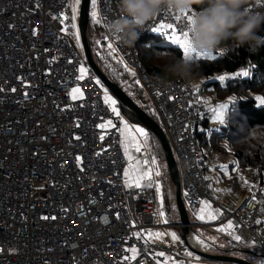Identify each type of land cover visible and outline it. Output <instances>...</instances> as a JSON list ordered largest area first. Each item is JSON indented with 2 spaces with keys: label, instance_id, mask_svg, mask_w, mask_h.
<instances>
[{
  "label": "built area",
  "instance_id": "1",
  "mask_svg": "<svg viewBox=\"0 0 264 264\" xmlns=\"http://www.w3.org/2000/svg\"><path fill=\"white\" fill-rule=\"evenodd\" d=\"M73 4L74 0H0V264H165L169 250L183 245L173 241L168 230L182 226L161 222L164 209L157 204L156 168L151 188L148 179L139 189L124 183L129 160L121 147L123 114L118 102L119 117L104 102L106 87L88 66L77 38L70 39ZM118 11L117 0H97L102 28ZM62 13L67 32L62 31ZM174 17L158 16L134 46L107 38L108 43L136 73L137 84L162 124L190 217L197 220L200 201H208L210 210H219L217 225L231 220L241 237L239 242L228 238L230 244L258 249L264 259L260 172L250 166L253 180L248 191L233 206L220 203L213 192L216 183L205 179L208 173L197 141L199 124L209 114L206 99L196 85L159 82L141 63L138 42L161 22L186 31V17ZM81 66L88 71L77 80ZM74 87L80 88L82 98H71ZM108 120L115 127H98ZM131 156L134 161L147 159L151 167L148 148L141 146ZM156 231L166 232L162 240L168 246L147 236ZM136 232H141L140 238ZM132 247L137 257L126 260ZM173 258L177 264H192L181 252Z\"/></svg>",
  "mask_w": 264,
  "mask_h": 264
},
{
  "label": "trees",
  "instance_id": "2",
  "mask_svg": "<svg viewBox=\"0 0 264 264\" xmlns=\"http://www.w3.org/2000/svg\"><path fill=\"white\" fill-rule=\"evenodd\" d=\"M77 31V29L75 32L71 28L70 39L75 40ZM102 31L103 28L100 25L93 24L90 20L88 36L96 63L112 82L117 84L156 123L162 126L145 91L137 85L135 77L130 75L131 73L129 74L122 65H119L117 68L116 60L109 55L108 49H105L102 55L95 49L92 37L94 34L99 36ZM257 35L264 37V24L261 25ZM165 39L164 34L151 32L142 37L138 42L141 63L147 72L153 76L156 73H161V61L157 60L158 56L168 54L176 56L184 55L183 50L178 46L164 44V41L166 43ZM193 61L198 63L200 67L201 74L198 80L203 78L210 79L220 73L235 72L241 68L251 67L253 75L240 81L228 80L224 85L219 81L207 82V85H213L210 88L215 90L217 99L226 103L228 98L235 94L237 100L230 101L224 125L215 126L212 123V117L208 116L199 126L200 130L197 134V140L199 151L204 159L210 158L218 152L226 153L227 148H229L234 152L239 164L256 167L260 172V180L264 181V105L257 106L255 99L245 97L250 93L264 97V44H261L255 51L250 50L247 44L243 46L233 45L226 54L222 52L215 57L198 58L193 59ZM119 63L121 64L120 61ZM259 77H262L260 81H258ZM121 108L124 118L127 119L128 117L132 125L144 127L127 108L122 105ZM146 130L148 132V146L153 155L155 156L154 150L150 146L151 138L156 140V144L161 150V158L164 160L165 156L157 138L147 128ZM224 144L227 148H223ZM156 159L159 161L157 157ZM168 175L169 173L167 172ZM163 177L164 174L161 171L159 178L165 181V177ZM164 198L166 204L164 212L167 213L168 217H172L170 219H173L170 224H179V213H170L169 215L168 199L166 200V196Z\"/></svg>",
  "mask_w": 264,
  "mask_h": 264
},
{
  "label": "clouds",
  "instance_id": "3",
  "mask_svg": "<svg viewBox=\"0 0 264 264\" xmlns=\"http://www.w3.org/2000/svg\"><path fill=\"white\" fill-rule=\"evenodd\" d=\"M117 5L119 9L118 13L106 21L103 31L99 34L98 38L104 39L106 37V39L108 38L114 44L120 46H134L139 36L146 30V26L162 14L179 16L181 18L186 17V39L190 55L188 57L171 54L158 56L157 60L161 61V73L154 74V78L161 83L180 81L194 86L201 71L199 64L195 63L191 58V54L193 53L213 54L212 57H215L219 54L217 52L223 51L226 54L233 45L243 46L247 44L250 50L255 51L261 44H264V37L257 35L261 25L264 24V0H117ZM90 20H92L91 14ZM97 25H100V23ZM76 29L79 31L78 24ZM76 29L74 30L75 32ZM79 44L81 45L80 39ZM81 48L83 51L82 45ZM106 89L108 90L107 87ZM108 94H111L109 90ZM201 96L207 101L209 108L208 116L212 117L213 109L211 106H213V98ZM210 102H212V105H210ZM118 104L121 108L119 102ZM228 105L229 103H227ZM123 120H125L124 114ZM199 130L200 127H198ZM140 138L144 139L143 137ZM143 147L148 148L147 145ZM249 166L255 168L252 165ZM159 172L161 174L160 168ZM159 176L155 177V185ZM190 220L194 224L193 228L195 230L198 227L196 223L198 222V218L194 220L190 217ZM225 239L229 240L227 237ZM228 242L229 246L234 250H250L254 254L260 253L255 248L237 249L230 244V241ZM197 258L199 259L200 257L197 256ZM191 260L192 264H194L195 260Z\"/></svg>",
  "mask_w": 264,
  "mask_h": 264
},
{
  "label": "snow or ice",
  "instance_id": "4",
  "mask_svg": "<svg viewBox=\"0 0 264 264\" xmlns=\"http://www.w3.org/2000/svg\"><path fill=\"white\" fill-rule=\"evenodd\" d=\"M79 5H80V0H75V4L72 5V13H73L72 21H73V23H72L71 27L73 29H76V27H77L75 24V20H76L77 8ZM91 8H92V11H91L92 23L93 24H99L101 21L98 18L97 0H91ZM61 16L63 18L60 20V23L62 25H64V28L62 29V31L67 32L68 31V25L65 23V21L67 20V17L64 16L63 13L61 14ZM174 18L176 20L181 19V17H179V16H175ZM153 31L162 32L165 35H168L169 39L174 44L178 45V47L180 49L183 50L184 56L188 57L190 55V53L188 51V46H187L188 42L186 39V36H187L186 31L178 32L177 28L172 23H163V22H161L158 26L154 27ZM33 35H35V32H33ZM76 36H77V42H79V36H80L79 31H77ZM97 43H99V41H97ZM108 48L111 50L109 52V55H111L115 51V49L111 43L108 44ZM125 67L127 68L126 65H125ZM87 71L88 70L85 67L81 66L79 68V75L76 77V79L77 80H83L85 78V75L87 74ZM131 75L135 76L136 73L131 72ZM235 75L246 76V75H248V72L242 70L241 72L236 73ZM225 78H226L225 76L218 77V79L221 81L225 80ZM96 83L99 84L100 81L97 80ZM137 83H139V81H137ZM0 91H2V89H0ZM12 91L15 92L16 89L13 88ZM25 95H27V93H25ZM70 95H71V98L73 100H78V99L82 98L83 93L81 92L79 87H74V88H72ZM103 99H104V102L111 109L112 113H114L117 117H119L120 112H119L118 108L116 107L117 100L113 99L112 96H110L108 94L107 89L104 90ZM256 99L260 102L261 105H264V97H257ZM226 107H227V105L222 104L217 109H213V111L215 112V118L217 120H220L221 122H223L224 109H226ZM120 123L122 125V127L119 130L120 135H121V147L124 150L125 157H127V159L129 161H132V156L130 155V150L134 149L136 152L141 151V144H140L137 136L134 133H138L140 137H143L145 140H147L148 132L146 131V129L144 127L130 126L123 119L120 120ZM98 127L101 129H106V128L115 127V126L113 125L111 120H108L104 123L99 124ZM100 138L103 140L104 136L101 135ZM77 139H78V137H77ZM76 159H77V163L79 164L80 163V157H77ZM148 165H149V162L147 159H145L142 162L136 161L134 163V165L130 164L129 167L124 168V177H125L124 183H125V185L128 187H135V188L139 189L142 187L141 182L145 179H148L149 182H148L147 186L149 188H151L153 186L152 182H151V173L153 171V168L157 169L155 172L156 176H159L160 172L158 170V164H157V160L155 157H153L151 160V167H149ZM220 167L222 169H224L225 172L228 169L227 165H220ZM205 179L207 180L208 177H205ZM155 187H156V192L160 193L161 186H160L159 182L156 183ZM184 195L187 196L188 193L185 192ZM200 204L202 205V207L200 208V212L196 214L198 219L205 220L206 219V216H205L206 211H207V218L208 219H212V220L216 219V214L213 213L212 211H208V209H209L208 201L202 200V201H200ZM161 205H163L162 200H161ZM173 207H175V206H173ZM216 211L218 212L219 210H216ZM159 215L161 217H164L165 216L164 211L161 210ZM43 219H49V217H43ZM52 219H55V217H52ZM167 222L168 221L165 219L164 223H167ZM259 222L260 221H257V223H259ZM232 227H233V222L231 220H229L226 226L222 225L217 230L218 231H227V230L231 229ZM229 234L232 235V238L234 240H236V241L241 240V237L239 235H233L231 232H229ZM134 235L137 238H140L141 232H136V233H134ZM163 235H165V234L160 233V232H154V233L148 232L147 233L148 237L155 236V237L159 238V237H162ZM167 235H170L173 241H179L180 240V237L175 232L167 233ZM197 239H198L199 243H201V244L204 243L203 240H199V238H197ZM129 251H131L132 255H131V257H125V259L126 260L127 259L135 260L137 257V251L138 250L135 247H132L131 249H129ZM158 255L163 257L165 254L163 252H161V253H158ZM189 255H191V253H189ZM165 264H167V261H165ZM261 264H264V261H262Z\"/></svg>",
  "mask_w": 264,
  "mask_h": 264
},
{
  "label": "rangeland",
  "instance_id": "5",
  "mask_svg": "<svg viewBox=\"0 0 264 264\" xmlns=\"http://www.w3.org/2000/svg\"><path fill=\"white\" fill-rule=\"evenodd\" d=\"M80 2H81V0H80ZM75 4V3H74ZM79 7H80V5L78 6V8H77V14H76V20H75V24H76V26H77V24H78V17H79ZM91 11H92V8H91V4H90V14H91ZM92 21V20H91ZM79 29V28H78ZM156 32V31H155ZM157 34H161L162 32H156ZM165 35V34H164ZM93 38V45H94V47H95V49L99 52V54L100 55H102L103 54V52H104V50L105 49H108V53L111 51V50H109V48H108V42H107V39H106V37L104 38V40H101V39H99L98 38V36H96L95 34H94V36L92 37ZM165 40H166V43H165V41H164V44H166V45H171V46H178V45H176V44H174L172 41H170L169 40V36L168 35H165ZM79 39H80V37H79ZM97 41H99V43H101V44H99V43H97ZM223 51H221V52H217V53H222ZM114 56H113V55ZM110 56H112V58H114L115 60H116V65H117V68H118V66L119 65H122L123 67H124V69L130 74L131 72H133V71H129V69L128 68H126L125 67V65H124V63L122 62V60L119 58V56L117 55V54H115L114 52L112 53ZM212 55L213 54H205V53H193V54H191V58H192V60L193 59H198V58H210V57H212ZM121 62V64L119 63V61ZM157 62V61H156ZM242 70H244V71H247L248 72V75H246V76H242V75H235L236 73H239V72H241ZM131 75V74H130ZM253 75V71H252V69H251V67H247V68H241V69H239L238 71H235V72H224V73H220V74H217V75H215V76H213V77H211L210 79H207V78H203V79H197V82L195 83V85L200 89V95H203V96H205V97H212L213 99H212V102L214 103V105H213V109H217L220 105H222V104H224L225 102H223V101H221V100H219V99H217L216 98V92H215V90H212L210 87L211 86H213V85H207V82H210V81H219V82H221V84L222 85H224L225 83H226V81H228V80H236V81H240V80H242V79H245V78H247V77H250V76H252ZM220 76H225L226 78H225V80H223V81H221V80H219L218 79V77H220ZM262 79V77H259L258 78V81H260ZM138 85V84H137ZM139 86V85H138ZM110 96H112V98L113 99H115V97L113 96V95H111V94H109ZM246 98L247 97H250V98H253V99H255V101H256V105L257 106H262L261 104H260V102L256 99L257 97H260L259 95H257V94H254V93H250V94H248L247 96H245ZM217 100V101H216ZM233 100H237V97H236V95L234 94L233 96H231V97H229L228 98V100H227V102L225 103V105H227V103H230V101L231 102H233ZM228 107V106H227ZM227 107H226V109H224V111H225V113H226V115H227ZM212 112H214L213 110H212ZM124 121H126L130 126H137V125H132V122L128 119V117H127V119H125ZM140 127V126H139ZM147 131V130H146ZM136 136H138L139 137V139L142 141V143L144 144V145H147L148 146V141L147 140H145V139H141L140 138V136H139V134L138 133H134ZM150 144V143H149ZM150 146L153 148V150H154V154H155V156L159 159V161L160 162H158L157 161V164H158V166H159V168H160V170L163 172V174H164V177H165V181L163 180V179H160L159 177L157 178V182H159V184H160V186H161V190H160V193H157L156 192V195H157V199H158V201H157V204H160L161 205V200L163 201V205H161V207L162 208H165L166 209V204H165V196H166V200L168 199V209H169V215H170V213H178V211H177V207H176V203H175V194H174V191H175V187H174V185L172 184V182H171V180H170V178H169V175L167 176V172H168V170H167V165H166V162H165V159L163 160L162 158H161V150H160V148L158 147V145L156 144V140L154 139V138H151V144H150ZM148 149H149V151H150V153L153 155V153H152V151H151V149H150V147L148 146ZM154 156V155H153ZM154 156V157H155ZM155 157V158H156ZM165 158V157H164ZM215 158H216V160L217 161H220V162H222V163H224L225 165H227V163H228V159L225 157V156H223L222 154H217L216 156H215ZM209 158H207V164H209V160H208ZM157 160V159H156ZM215 161V160H214ZM136 161H134V160H132V161H129V164H128V166L127 167H129V165L130 164H133L134 165V163H135ZM213 161H210V163H212ZM209 166V165H208ZM210 167V166H209ZM256 168V167H255ZM257 169V168H256ZM208 176V175H207ZM163 177V178H164ZM209 177V176H208ZM131 179V178H130ZM243 181L245 182V184H247V179H243ZM218 184V183H217ZM218 185H220V183L218 184ZM234 187L236 188V186L234 185ZM164 188H165V194H164ZM225 199V203H227V202H230V198L229 197H226V198H224ZM173 206H175V207H173ZM209 210H210V208H209ZM211 211V210H210ZM165 213V212H164ZM215 214H216V218L218 219V217L220 216V213H216V212H214ZM176 216V215H175ZM170 218H172L171 216H169L168 217V215H167V213H165V216L164 217H162V219H161V222H162V224L163 225H168V224H170V223H172V220L173 219H170ZM167 220L168 222L167 223H164V220ZM179 221H180V218H179ZM173 225H175V224H173ZM219 226V225H218ZM194 230V229H193ZM217 230V229H216ZM208 230L205 228V227H196L195 228V230H194V234L196 235V236H198V238H200L199 240H203L204 241V243L203 244H201V243H199L198 241H197V245L201 248V249H204V245L205 244H207V243H209V239H215V241H217L218 242V244L217 245H214V244H212V246L213 247H217V248H227L228 246H229V242L225 239V237L223 236V235H227V236H229V237H231V238H229V237H227V238H229V239H232V235H230L229 233H217L218 235L215 237V236H210V235H207V232ZM156 232H158V231H156ZM170 232H175L179 237H180V241L183 243V245H182V247H180V248H177V249H174V250H169V254H174V253H179V252H181L182 253V255L183 256H185V257H188V258H190V259H194V257H196V255L193 253V252H191L187 247H186V245H185V243H184V241H183V239H182V237H181V230L179 229V228H177V227H175V228H171V229H169L168 230V233H170ZM200 235H198L197 233ZM162 233H164L165 235H163L162 237L164 238V237H166V232H162ZM162 237H159V238H157V237H155V236H152V239H153V241H154V243L155 244H159V245H163L164 247L165 246H168V243L167 242H164L163 240H162ZM212 241H214V240H212ZM206 250H209V251H211V252H214V253H218L219 252V250L218 251H216L215 250V248H211V246H207L206 247ZM233 250V249H232ZM257 252H259L258 251V249H255ZM189 253H191V255H189ZM241 253H244L243 251H241V250H235L234 252H233V254L232 255H234V256H237V255H239V254H241ZM245 254V253H244ZM200 259V258H199ZM255 263L256 264H261V262L262 261H264V259H263V257H262V255L259 253V254H256V256H255Z\"/></svg>",
  "mask_w": 264,
  "mask_h": 264
},
{
  "label": "water",
  "instance_id": "6",
  "mask_svg": "<svg viewBox=\"0 0 264 264\" xmlns=\"http://www.w3.org/2000/svg\"><path fill=\"white\" fill-rule=\"evenodd\" d=\"M90 4L91 0H81L79 8V33L81 45L83 47L86 60L91 69L98 75L102 83L108 88L110 93L118 100V102L125 108H127L141 123L152 132L157 138L159 144L162 147L169 178L175 187V203L177 211L179 213V224L182 226L181 237L186 247L193 252L196 256L215 262H223L227 264H252L242 258L233 256V250H224V254H216L205 251L204 249H197L190 245L188 238L190 231H194V224L191 222L187 208L181 195V182L179 176L178 166L171 149L170 143L165 135L161 126L156 123L140 106H138L129 96L125 93L117 84L112 82L101 70L96 61L94 60L91 43L88 36V26L90 22ZM245 253H253L250 250H242Z\"/></svg>",
  "mask_w": 264,
  "mask_h": 264
},
{
  "label": "crops",
  "instance_id": "7",
  "mask_svg": "<svg viewBox=\"0 0 264 264\" xmlns=\"http://www.w3.org/2000/svg\"><path fill=\"white\" fill-rule=\"evenodd\" d=\"M205 97V96H204ZM217 98V96H216ZM209 100H211L210 98H207ZM210 105H212V102H210ZM214 105V103H213ZM225 105V103H224ZM211 108L213 109V106H211ZM228 108V107H227ZM225 117H226V113L224 111V115H223V122H221L220 120H217L215 118V112H213L212 114V119H213V124L215 126H220V125H224L225 124ZM141 146H145L142 141L139 139V137L137 136ZM223 148H227V146L224 144ZM134 150V149H132ZM132 150H130V155ZM217 154H222L223 156H225L229 161L227 163L228 169L225 172L224 169H222L220 167V165H225L224 163L217 161L215 156ZM216 155H212L208 160H209V164H207V159L206 164L208 166V178L211 179L213 182L216 183V187L213 188V192L216 195V197L218 198L220 203L223 204H227L230 206H233L237 203V200L239 199L240 196H242L243 194H245L249 187L250 184L252 183L253 180V173L250 170V166L249 165H243V164H239L237 161V158L234 155V152L227 148V152H218ZM215 160V161H214ZM210 161H213L212 163H210ZM243 179H247V184H245V182L243 181ZM220 183V185L218 184ZM234 185L236 186V188L234 187ZM226 197L230 198V202L225 203V199ZM210 208V207H209ZM208 211H210L208 209ZM212 211V210H211ZM213 213H219L217 211H212ZM205 216L206 219L205 220H200L198 219V222H196L198 225V227H205L208 231L206 232L207 235L210 236H217L218 232L221 234H223L224 232L227 234L229 232H231L233 235H237L236 230L232 227L231 229L227 230V231H218L216 229H219L221 226H218L216 223V219L212 220V219H208L207 218V211L205 212ZM227 225V224H226ZM224 225V226H226ZM194 233V232H193ZM197 233V232H196ZM198 234V233H197ZM199 235V234H198ZM225 238L229 237L227 235H223ZM231 238V237H229ZM200 239V238H199ZM233 239V238H232ZM214 240V241H212ZM209 239V243L204 245V250H206L207 246H211V248H215L216 251L219 250V252L216 254H224V250H231L233 248H231L230 246H228L227 248H217V247H213L212 244L217 245L218 242L215 241V239ZM234 240V239H233ZM236 241V240H235ZM231 248V249H230ZM210 252V251H207ZM210 253H214V252H210ZM245 253V252H244ZM241 253L239 255H237L236 257L242 258L252 264H256L255 263V256L256 254L254 253ZM234 256V255H233ZM194 264H227V263H222V262H215V261H209L203 258L198 259L197 256L194 257ZM168 264H177L176 261L173 258V254H171L170 256H168L167 258Z\"/></svg>",
  "mask_w": 264,
  "mask_h": 264
},
{
  "label": "bare ground",
  "instance_id": "8",
  "mask_svg": "<svg viewBox=\"0 0 264 264\" xmlns=\"http://www.w3.org/2000/svg\"><path fill=\"white\" fill-rule=\"evenodd\" d=\"M78 28H79V17H78ZM204 167H205L206 172L209 173L208 166H207L206 162H205V166ZM197 238H198V236H196L193 233V231H190L189 238H188V241H189L190 245L193 246L194 248H197V249L201 250V248L197 245V241H198Z\"/></svg>",
  "mask_w": 264,
  "mask_h": 264
}]
</instances>
